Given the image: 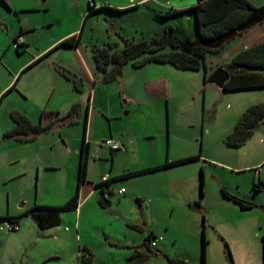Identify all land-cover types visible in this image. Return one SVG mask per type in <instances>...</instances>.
<instances>
[{
  "label": "rangeland",
  "instance_id": "obj_1",
  "mask_svg": "<svg viewBox=\"0 0 264 264\" xmlns=\"http://www.w3.org/2000/svg\"><path fill=\"white\" fill-rule=\"evenodd\" d=\"M4 1L8 8L0 0V87L33 54L49 47L47 53L80 32L81 37L78 48L60 46L30 69L22 68L0 93L5 94L0 102V216L35 203L62 207L67 196L74 195L88 102L93 113L85 138L90 146L86 182L94 186L104 175L112 179L132 173L111 184L110 206L101 207L95 196L84 200L81 214L60 210L62 224L56 229L69 227L70 232L43 242L28 260L53 249L57 256L44 264H83L80 256L86 245L92 264H126L132 247L152 234L165 257L155 253L157 248H151V254L143 247L151 256L145 264H201L204 227L205 264H230L226 247L232 264H264V124L242 147L225 145L239 117L264 102V89L226 92L204 81L229 63L236 49L262 41L264 22L207 54L205 70L157 63L134 68L128 63L119 78L104 82L94 70L95 48L115 44L113 49L121 50L125 43L150 41L169 31L181 41H192L197 37L193 14L190 20L184 14L160 17L168 5L151 0H134V9L121 7L127 0H93L109 10L89 16L87 0ZM247 1L254 9L264 6V0ZM20 31L30 50L18 54L13 40ZM62 72L82 80L80 92ZM73 104L79 110L72 124L55 122L33 142L2 139L14 127L12 112L37 125L43 112L64 116ZM110 138L122 148L112 152L98 144ZM189 157L194 160L139 173ZM121 188L124 195L119 194ZM222 190L252 207L242 210L224 198ZM1 234L10 233L0 221ZM12 247L0 246V260Z\"/></svg>",
  "mask_w": 264,
  "mask_h": 264
},
{
  "label": "trees",
  "instance_id": "obj_2",
  "mask_svg": "<svg viewBox=\"0 0 264 264\" xmlns=\"http://www.w3.org/2000/svg\"><path fill=\"white\" fill-rule=\"evenodd\" d=\"M196 1L197 3L195 6L186 10H171L167 11L164 15H160V17H169L192 13L195 19L197 33V37L194 40L181 41L175 35H173L172 31H169L161 38H153L150 41L141 40L137 43H125L124 47L121 50H114L113 48H115V44H111L107 48H95L92 55L94 70L103 75L104 82H109L119 78L122 74L123 68L128 63H132V66L134 68H140L149 63H157L169 64L178 70L184 71L198 72L201 70H205V59L207 54L217 53L220 49L209 50L203 48L200 45V42L205 39L214 38L219 34L237 28L248 18L254 8L247 0ZM1 2L8 8L4 0H1ZM136 7L137 6H133L129 9H134ZM102 9L109 10V8L107 7H99L95 10L90 9L87 13V16ZM19 36H23L22 31H20V33L14 38L13 43ZM80 37L81 32L78 35L61 41L53 49H56L60 46L78 48L80 44ZM24 46L25 44L18 50H15L16 53L20 54ZM167 48L169 49V51H165V49ZM222 68H224L230 76L229 80L224 85L223 91L238 92L264 89V74H262V72L264 71V40L240 51L235 56H233L229 63L224 65ZM62 75L72 83L73 88L76 91H81V79L78 80L71 75H66L64 72H62ZM205 80L206 78H204V81ZM16 82L7 92L15 87ZM4 95L5 94L0 97V102ZM78 110L79 105L73 104L64 116H61L57 112H43L41 115V121L37 125L33 124L26 116L17 112H12L10 113V119L12 120L14 127L11 130L3 133L2 139L5 141L13 140L17 142H33L39 135L48 132L55 122L61 121L62 124H72L73 117L77 114ZM85 115L86 120L83 126V135L79 152L80 157L77 171V185L74 195L62 207H44L35 205L32 209L22 214L26 215L36 209L41 210L40 213L32 215L33 219L41 229L59 225L60 210L77 209L79 203L83 200L86 193L90 189H96L98 187V185L93 186L92 184L86 182V166L89 149L85 138L87 130L88 108H86ZM263 124L264 104H257L249 107L236 121L233 131L225 138V145L230 148L242 147L245 142L253 136L255 131ZM188 160L190 159L178 161L175 163H180ZM168 165L170 164H165L163 166L153 168L151 169V171H154L155 169L161 167H166ZM258 183L261 185L260 182ZM106 184L107 186H109L110 182ZM200 187H202V177L200 181ZM257 190H259V187L257 188ZM103 194V192L99 194L97 201L101 207L105 208L109 206V202L107 198H104ZM200 195L201 197L203 196L202 193H200ZM222 195L224 198L236 203L242 210L250 209L252 207L250 203L235 198L226 193L224 190H222ZM17 220L18 217H11L8 215L0 216L1 222L7 221L10 223H17ZM203 222L204 221L202 220V224ZM152 238V235L149 234L140 246L141 248L146 247L147 251H149L151 254H153L152 249L150 248V239ZM200 240L201 264H205V249L207 244L205 241L204 227H202L201 230ZM261 242L263 247L264 261V236L261 238ZM82 251L83 253L80 256L82 263L91 264L93 261L92 253L88 252L86 248H84ZM226 251L228 253L230 264H232V260L227 247ZM150 253L147 254L134 250L132 255L127 258L126 264H145L150 257ZM155 253L160 254V252L158 251H155ZM161 255L165 257L163 254Z\"/></svg>",
  "mask_w": 264,
  "mask_h": 264
},
{
  "label": "crops",
  "instance_id": "obj_3",
  "mask_svg": "<svg viewBox=\"0 0 264 264\" xmlns=\"http://www.w3.org/2000/svg\"><path fill=\"white\" fill-rule=\"evenodd\" d=\"M151 1H153V2H155L157 4H159V2H161V1L164 2L166 5H168V11H171V10H174V11L186 10L188 8H191V7L195 6L196 3H197L196 0H151ZM126 2H127L126 5L121 6L122 8L123 7H130L131 8V6L133 7L134 0H127ZM139 2L140 3L144 2V0H139ZM140 3H138V4H140ZM97 5L99 7H102L99 4H97ZM184 15L189 20L192 18V14L191 13H186ZM262 31H264V28H263ZM23 38H24V41H25V46H24L23 50H25V49H29L30 50V45H29V42H28L27 38L25 37V35L23 36ZM261 40L263 41L264 37ZM252 45H254V44H252ZM252 45H244L243 47H239L236 50H239L238 51V53H239L240 51H242V50H244V49H246V48H248L249 46H252ZM48 48L43 49L41 51H38V53H36V54H33L32 57L28 61H26L23 65H21L13 73V75L11 76V79L8 81V83L4 84L2 87H0V93L3 92L5 89H7L11 85L13 79L15 78V76L18 74V72L22 68L27 66L26 67L27 69H25V70L30 69L35 64H38L49 53H51L53 50H55V49H53V50L51 49L52 51L51 50L48 51L49 53L47 52L48 53L47 54L46 51L48 50ZM87 74H88L89 78L92 77V74L90 72H87ZM89 101H90V99H89ZM261 104H264V102L261 103ZM86 108H88V115H87V119H88V116H90V114L92 115V113H93V110H91L90 102H88V106ZM167 137H168V135H167ZM87 144H88V149H89L90 148L89 143H87ZM113 152H115V151H113ZM192 158L189 157V158L178 159V160H175V161H166L165 164H170V165H168L166 167H161V168L155 169L154 171H151V169L159 167V166H163L165 164L145 167L142 170H139L140 171L139 173H147V172L154 173V172L169 168V167H171V166H173L175 164H180V163L186 162V161H183V162H180V163H175V162H178V161H182V160H186V159L194 160ZM197 158H199V157H197ZM190 160H188V161H190ZM171 163H174V164H171ZM129 174H132V173L127 171L126 174L118 176V177H112V179H111V176H109V177L107 175L102 176L101 179L103 177H107L108 181L105 182V183H102L101 180H100L99 183H96L98 185V187L96 189H90L86 193V195L83 198V200L79 203V206L77 207V209L74 210L75 213L76 214H78V213L81 214L82 208L85 205V203L87 201L91 200L92 198H94L95 196H96V198L98 200V196L102 192L103 193L104 192H108L110 194L109 197L107 198V200L109 202V206H110L111 202H110L109 198L113 194L111 189H110L111 184L114 183L118 179L126 178V177H129V176L131 177L132 175H129ZM113 178H116V179H113ZM108 182H110L109 186H107V184H106ZM121 189H123V188H121ZM124 193L120 194V195H124ZM69 197L71 198V194H69L66 199L69 200L70 199ZM85 199H87V200H85ZM84 200L86 201L85 203H83ZM35 205L36 206H44V207H53V205H51V206L50 205H45V203H35L33 206H35ZM33 206L31 205V207L25 208L20 213H8L7 214L8 216H11V217H18L17 225H18L19 229L17 231L9 232L10 234H5V235L1 234L0 235V246H2L4 244L13 245L12 251L11 252H6L5 256L0 260V264H11V263H15V264H44L46 260L51 259V258H55L57 256V253H55V250L46 249L45 251H42L39 256H35L32 259V262L30 260H28V257H27L28 254L31 251L38 250L41 247L40 245H42L43 242L52 241V240L55 241L60 236H62L63 234H66V233L68 234L70 232L69 227H64L63 231H60V230L56 229V227H58V226H60L62 224L61 211H59V217H60V224L59 225L54 226V227H49V228H46V229H41L37 225V223L35 222V220L33 219V216H32L33 214L40 213L41 210H37L36 209L34 211H31L30 213H28L26 215H22V214H24V212L32 209ZM25 217H29L31 220H28ZM75 225H77V223H75ZM133 228H135V227H133ZM47 231H50V232H47ZM152 237L153 238L150 239V248H157L155 251L160 252L159 251L160 249L158 248V245H157L156 237H154L153 235H152ZM153 244H154V246H153ZM140 246H141V244L132 247L133 248L132 249L133 252H134V250L143 252V250H142V248ZM84 248H86L88 250V252L91 251L89 249V247L86 246V245L84 246ZM160 254H162V253H160ZM130 255H132V254L130 253ZM150 257H149V259H150ZM92 263H93V261H92Z\"/></svg>",
  "mask_w": 264,
  "mask_h": 264
},
{
  "label": "water",
  "instance_id": "obj_4",
  "mask_svg": "<svg viewBox=\"0 0 264 264\" xmlns=\"http://www.w3.org/2000/svg\"><path fill=\"white\" fill-rule=\"evenodd\" d=\"M42 3H45L47 0H41ZM264 22V6L254 9L248 18L237 28L229 30L225 33L219 34L214 38L205 39L200 42V45L203 48L209 50H219L225 44L230 42L232 39L239 36V34L243 33L244 31L249 30L250 28ZM230 76L228 72L222 68H217L206 80L205 84H213L219 90H224L225 83L229 80Z\"/></svg>",
  "mask_w": 264,
  "mask_h": 264
},
{
  "label": "built area",
  "instance_id": "obj_5",
  "mask_svg": "<svg viewBox=\"0 0 264 264\" xmlns=\"http://www.w3.org/2000/svg\"><path fill=\"white\" fill-rule=\"evenodd\" d=\"M146 2V0H144ZM148 1V0H147ZM99 6L97 4L94 3L93 0H87V10L89 12L90 9L95 10L98 9ZM25 44L24 38L23 36H19L16 38L15 42L13 43V47L15 50H18L21 46H23ZM99 145H103L104 147H108L111 151H118L122 148L120 141L116 140V139H108L105 140L101 143H98ZM94 159H97L96 156L93 157ZM108 181L107 177H103L101 179L102 183H105ZM125 192L124 189L119 190V194H123ZM104 198H108L109 197V193L108 192H104ZM3 229L7 230L9 232L11 231H17L19 229L17 223H10V222H3ZM154 246V244H153Z\"/></svg>",
  "mask_w": 264,
  "mask_h": 264
},
{
  "label": "clouds",
  "instance_id": "obj_6",
  "mask_svg": "<svg viewBox=\"0 0 264 264\" xmlns=\"http://www.w3.org/2000/svg\"><path fill=\"white\" fill-rule=\"evenodd\" d=\"M87 13H88V10H87Z\"/></svg>",
  "mask_w": 264,
  "mask_h": 264
}]
</instances>
